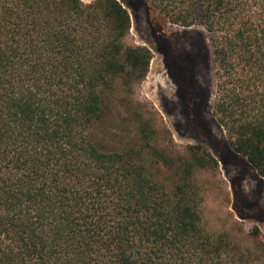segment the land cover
Returning <instances> with one entry per match:
<instances>
[{
  "label": "trees",
  "instance_id": "trees-1",
  "mask_svg": "<svg viewBox=\"0 0 264 264\" xmlns=\"http://www.w3.org/2000/svg\"><path fill=\"white\" fill-rule=\"evenodd\" d=\"M151 3L207 30L213 114L264 178V0ZM131 27L120 0H0V264H264L258 226L204 216L212 151L135 106L153 52ZM189 58L178 94L206 110ZM113 100L123 147L106 150L91 129Z\"/></svg>",
  "mask_w": 264,
  "mask_h": 264
},
{
  "label": "rangeland",
  "instance_id": "rangeland-1",
  "mask_svg": "<svg viewBox=\"0 0 264 264\" xmlns=\"http://www.w3.org/2000/svg\"><path fill=\"white\" fill-rule=\"evenodd\" d=\"M120 1L131 14L130 40L153 52L149 71L135 91V106L146 105L155 119H163L178 145L204 144L218 160L213 173L200 178L209 188L204 204L209 225L219 229L223 220L235 218L246 230L258 226L264 236V178L246 157L232 150L225 130L213 114L216 78L207 30L200 25L184 27L167 21L151 0ZM173 50L179 62L174 61ZM189 55L193 57L198 83L211 93L206 110L199 96L189 102L178 94L176 80L184 77L182 66ZM126 113L127 107L113 100L104 121L92 127V137L106 150L123 147L122 129L117 122Z\"/></svg>",
  "mask_w": 264,
  "mask_h": 264
},
{
  "label": "flooded vegetation",
  "instance_id": "flooded-vegetation-1",
  "mask_svg": "<svg viewBox=\"0 0 264 264\" xmlns=\"http://www.w3.org/2000/svg\"><path fill=\"white\" fill-rule=\"evenodd\" d=\"M171 53L173 54V58H174V61L175 62H179V57L177 56V54L173 51H171ZM179 64V63H178ZM183 67V66H182ZM183 76V74H181ZM186 76V75H185ZM179 82H181L179 79H178ZM177 82V81H176Z\"/></svg>",
  "mask_w": 264,
  "mask_h": 264
}]
</instances>
